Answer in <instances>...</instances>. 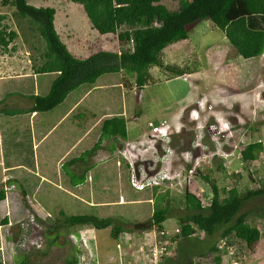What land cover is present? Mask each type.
Wrapping results in <instances>:
<instances>
[{
    "label": "rangeland",
    "instance_id": "374dc122",
    "mask_svg": "<svg viewBox=\"0 0 264 264\" xmlns=\"http://www.w3.org/2000/svg\"><path fill=\"white\" fill-rule=\"evenodd\" d=\"M28 1L38 8L56 10L57 33L75 54H88L94 50V55L100 50L113 53L120 46L117 35H102L92 26L81 4L71 0ZM162 1L159 9L161 17L166 12L181 8L178 0ZM15 12V8L4 7L0 0V14L6 16L9 30L18 34L11 44V51L8 54L0 52V62L14 57L19 63L18 67L14 64L0 66V74L6 77L10 76L9 70H17L24 72L21 73L24 77L19 78H26L35 72V68L43 65L48 48L46 41L40 38L37 31L34 32L29 20L18 18ZM75 49L79 52L76 53ZM160 59L162 68L151 69L150 80L142 90L139 103L136 94L140 89L134 77L121 72L127 88L129 137L125 141H118L121 142L120 150L129 146L141 155L136 169L143 167L149 175L162 172L170 177V181L158 187L157 193L152 194L156 188L150 189L154 200L144 202L143 209L146 220L151 221L156 208L167 204L166 191L169 190V202L174 212L165 227L175 229L180 224L178 216L184 207L186 193L191 192L206 204L210 203L213 194L206 177L221 188L230 189L236 184L234 175L239 173L243 178L242 190L264 187V54L256 59L243 58L224 32L215 28L210 21H203L192 30L189 41L167 48L160 54ZM172 68L185 71V75L174 76ZM208 100L213 101L214 107L218 104L217 112L210 110L212 105ZM150 124L158 127L159 132L150 129ZM161 131L170 136L172 149L159 164L164 155ZM260 141L263 148L253 158L249 146ZM124 150L119 157L124 154L127 163H134L135 158ZM153 168L155 170H151ZM19 172L20 169L6 168L2 162L0 185L8 182L12 175L19 176ZM18 188L21 189L20 185ZM8 189L11 192L1 206V217L10 218L8 226L0 225V262L3 264H65L68 259L78 255L82 262L80 264H149L151 260H157V256L149 250L156 238V234L149 230L150 222L137 226L127 224L124 227L126 230H121L117 239L112 227L104 231L87 225L62 226L56 234L58 236H55L53 232L47 233L48 229L42 224L58 227V216L47 214L36 204L30 208L27 203L23 204L22 196L11 186ZM260 203H264V198L259 200ZM127 207L116 206L111 217L129 221ZM249 223L263 233L262 245H258L257 253H249L250 258L255 254V262L264 264V220L254 217ZM138 232L142 235L137 236ZM8 239L13 241V253L17 250L16 243L22 239L13 261L9 255ZM221 241L219 235L206 240L204 233L197 232L182 240L179 247L177 244L163 264L169 261L188 264L190 260L194 261L193 264H217L215 260L220 255V264H230L226 263L223 252L202 258L207 248L213 243L220 245ZM247 249L242 247L243 251ZM233 252L246 256L237 246Z\"/></svg>",
    "mask_w": 264,
    "mask_h": 264
},
{
    "label": "trees",
    "instance_id": "16d2710c",
    "mask_svg": "<svg viewBox=\"0 0 264 264\" xmlns=\"http://www.w3.org/2000/svg\"><path fill=\"white\" fill-rule=\"evenodd\" d=\"M71 1L83 5L92 26L100 34L117 35L120 54L102 51L88 59L76 58L68 51L57 33L55 25L57 12L54 8H38L32 6L28 0H2L4 7L16 9L15 15L18 18L29 20L34 32L37 31L40 38L46 41L48 51L46 56L44 55V64L36 70L39 76L26 77L35 81L34 84L41 81L42 91L35 100L36 110L42 122L30 125L31 121L28 120L25 126H19V123L10 126L11 122H7L5 118L9 113L4 112L3 116L0 113V153L3 164L8 169L24 168L27 171L19 180L0 185V225L10 224L9 217H1V206L8 199L11 192L8 187L11 186L22 196L23 204L27 203L30 208L34 204L39 205L47 214L58 216L60 223L58 227L44 222L42 224L48 229L47 233L53 232L55 236H58L56 234L65 225L68 228L87 225L98 230L112 227L113 234L118 238L120 231L126 230L124 227L127 224L137 226L150 222L149 230L154 233L160 232L166 229L165 223L173 217L174 207L169 202L171 194L169 190L166 191L167 207L165 209L157 207L151 221L141 218L135 206L147 200H154L152 196H155L150 195V189L138 191L131 185V167L124 157H118L93 171V185L87 184V188L82 192H85L84 195H93L94 200L89 196L77 199L67 195L60 188L61 181L69 178L68 169L72 164L65 154L69 150L73 152L79 150L78 147L88 148L89 139L100 135L125 141L127 139L123 99L125 83L121 72L134 77L137 88L143 90L150 80L151 69L162 68L160 54L171 46L189 41L192 30L203 21H210L215 28L224 32L228 41L243 58L256 59L262 56L264 0H178L180 10L166 12L163 17L159 15L162 0ZM5 20L6 16L0 14V52L8 51L18 36L16 31L9 30ZM171 72L177 77L185 75V71L175 68H172ZM93 82L96 88L107 86L106 93L111 97L105 103V107L113 110L116 103H119L117 115L104 119L100 126L90 133L88 131L92 129L93 123L88 130L74 125L76 137H63V141L53 147L47 145L41 152L35 150V125L43 127L45 119L48 120L50 115L53 116V113L57 112L58 116H61H57L56 121L51 123L46 121L45 124L48 132H52L51 135L57 134L62 130L64 123L69 122L76 114L74 105L80 103L76 97L83 98ZM77 89L79 92H76ZM96 92L88 95L83 104L86 105L88 101L95 99L93 96ZM90 107L95 112L94 107ZM13 117L10 115V118ZM92 147L97 148L95 144ZM262 148V141L249 146L253 158ZM61 159L62 161L58 163ZM234 176L236 184L230 189L221 188L218 183H212L210 177H206L213 194L208 204L190 191L185 194L184 207L178 216L184 238L202 232L206 235V240L219 235L227 245L222 251L217 243H213L202 253V258L220 252H223L222 255L225 257L229 256L231 249L228 248L232 245L247 247L250 252L255 253L263 240L261 230L250 224L249 220L254 217L264 220V203L258 204L259 200L264 198V187L244 191L241 189L243 182L241 174L236 173ZM239 181L241 182L237 186ZM68 184L73 185L71 181ZM77 184L79 183H74ZM19 185L21 189L18 188ZM158 190L156 188L152 194ZM116 206L118 208L128 206L126 211L129 221L111 217ZM139 232L137 236L142 235ZM14 253L9 254L12 261L17 256ZM233 255L236 258L240 256L236 253ZM220 257L221 255L215 260L217 264H220ZM163 262L165 261L163 260L161 264ZM78 263V256L71 257L67 262ZM193 263L194 261L190 260L188 264ZM167 264L175 263L169 261Z\"/></svg>",
    "mask_w": 264,
    "mask_h": 264
},
{
    "label": "crops",
    "instance_id": "0c3cea01",
    "mask_svg": "<svg viewBox=\"0 0 264 264\" xmlns=\"http://www.w3.org/2000/svg\"><path fill=\"white\" fill-rule=\"evenodd\" d=\"M11 47L12 46H10V49L8 51L2 52V54H8L11 51ZM66 47L71 54H73L75 57L77 56L76 58H79L81 60L90 58L91 56L95 54V51H96V50L90 51L88 54H75L71 51V49L68 46ZM102 51H105V50H100L96 53H99ZM78 52L79 51L76 50V53ZM113 53L120 54V46ZM12 64L16 65L17 67L19 66L17 59H15L14 57H10L9 59L0 62V66L12 65ZM37 69L38 68H35L34 69L35 72L31 74L34 77L39 76L38 72L36 71ZM9 71H10V76L4 77L5 74H0V113L1 115L3 116L4 112L9 113L8 117H5V118L7 122L9 121L11 122L10 126L16 123H19L20 124V125L18 124L19 126L21 125L25 126L26 124H28L27 122L28 120L31 121L30 125H34L35 123L37 125V123L42 122V119L41 117H39L38 111L36 110V100H35L36 97L39 96L42 91L41 81L37 82L38 84L37 85V84H34L36 82L31 79L19 78L22 75L24 77V74H21L24 72H18L17 70H14V71L9 70ZM124 83L126 84L125 80H124ZM92 84L88 87L87 92H85V95L83 98H80L79 96L76 97L77 100L80 101V103H77L76 105H74V108H73L76 110V114H74V116L71 117L69 122L66 121L64 123L62 130H60L57 134L54 133L51 135L52 132H48V129L45 125L46 121H48L49 123L56 121L55 119L58 116L57 112L53 113V116L50 115L48 117V120L45 119L43 123V127L41 126L36 127L35 125V129H36L35 138H34L35 150L37 149L38 152L39 150L41 152L44 146L50 145L51 147H53V145H57L59 144L60 141H63L62 140L63 137H70V136L71 138L76 137L75 128L73 127L74 125H79L81 126L82 129L88 130L89 128H91V123H93L92 129L88 131V133H90L92 132V130L96 129L97 126H100L101 122L104 119L111 118L114 115H117V113L119 112V109L117 110V108H119V103H116V106L113 110L109 109L108 106L107 108L105 107V103L108 102L111 97L109 93L108 94L106 93V90H108V88H106L107 86H100L96 88V85L94 84V82ZM85 88H87V85H85ZM126 89H127L126 87H123L124 94L126 93ZM76 92H79V89H77ZM95 92L96 94L93 96L95 99H91L90 101H88V104L90 106H93L95 109V112H93V110L88 104L86 105L83 104V101H86L85 100L86 97L88 95H92V93H95ZM21 99L23 102H21ZM123 99H124L125 118H126V121H128L127 115H126V94L124 95ZM10 115H13L14 117L10 118ZM60 116L61 115H59L58 117ZM0 124H1V119H0ZM128 137L129 135H128V130H127V139ZM118 140L123 141L122 139H118V138L114 139L110 137L107 138L105 136L100 135L98 137L89 139V141L87 142L88 148L84 146L82 149L78 147L79 150H76L74 152L72 150L67 151L65 154V157H67L69 162L72 161V164L70 168L68 169L70 176L68 179L61 181L60 188L64 190L67 195L75 197L77 199H81L82 196H89L92 200H94L93 195H84L83 193L85 192H82V191L85 188H87V184H90V186L93 185L94 181H92V173L97 167L104 165L107 162H111L114 159H117L120 156L121 151H123L124 149H125L124 152L128 153L130 156H133L135 159L141 156L139 153L135 152L133 149L128 148L129 146H126L123 150H120L121 142H119ZM76 143L78 144L79 142H76ZM125 143H127V141ZM93 144L97 146L96 149L92 147ZM1 156L2 154L0 153V164L2 165L3 159ZM62 159H64V157ZM62 159L58 161V163L61 162ZM36 165H38V163H36ZM17 169H20V172H19L20 175L19 176L12 175V178L9 179V181L19 180L21 176L27 172L24 168H17ZM166 172L168 171L166 170ZM69 181H71L73 185H69L68 184ZM74 183H79V184L74 185ZM159 202H160V199H159ZM143 204L144 203H141L139 204V206L138 205L136 206V208L139 210L141 218H145V211L143 209ZM166 207H167V204H165V207L162 205L160 209H165ZM166 229L174 231V229H169V228H166ZM9 242H10L9 249L10 251H12L13 241L11 240ZM21 242H22V239H20V241H18L16 244L21 246ZM180 243H182V241L178 242V247ZM260 244L262 245V241ZM240 249L243 253L245 252L244 254L246 255V258L249 260V262L247 260L246 264H260L259 261L255 262V254H252L253 257L250 258L251 254L249 255L250 253L249 249L244 250V251L242 250V248ZM17 252L18 251L16 250L14 254H17ZM78 253H79V250H78ZM233 258H235V256L234 255L231 256V253H230L229 256H226V259H227L226 263L232 262ZM65 264H67V262H65Z\"/></svg>",
    "mask_w": 264,
    "mask_h": 264
},
{
    "label": "built area",
    "instance_id": "2783aa9c",
    "mask_svg": "<svg viewBox=\"0 0 264 264\" xmlns=\"http://www.w3.org/2000/svg\"><path fill=\"white\" fill-rule=\"evenodd\" d=\"M150 129L153 128L154 132H159L158 127H154L153 124H150L148 126ZM162 136H165L167 133L164 131L160 133ZM261 142V141H260ZM131 185L138 191H143L147 189H153L155 187L162 186V184L170 179V177L165 174L164 176H158L155 174L149 175L148 172L145 170H141L137 173L134 164L131 163ZM154 234V233H153ZM156 238L154 241H152L150 245V252L152 255L157 256V260L153 261L151 260V264H161V262L169 258L173 251L175 246L178 244L179 241H182L184 239L183 233H182V227L178 225L174 229V231L165 229L160 232H155ZM220 250H225L227 248L226 242L221 241L220 245H218ZM228 249H231V254H235L233 252L234 247H229ZM231 255V256H232ZM174 257V256H172ZM247 258L246 256H239L238 258H233L232 262L230 264H246Z\"/></svg>",
    "mask_w": 264,
    "mask_h": 264
},
{
    "label": "clouds",
    "instance_id": "9594fccd",
    "mask_svg": "<svg viewBox=\"0 0 264 264\" xmlns=\"http://www.w3.org/2000/svg\"><path fill=\"white\" fill-rule=\"evenodd\" d=\"M180 132V131H179ZM161 140V149H162V151H163V153H164V155L161 157V159L158 161V163L159 164H162V162H163V159H164V157L165 156H167L168 155V153H169V151L172 149L171 148V140H170V136L168 135V134H166L165 136H162L161 135V138H160ZM195 149H196V147H194ZM124 155V154H123ZM122 155V156H123ZM126 160H127V158L125 157V155L123 156ZM139 158H136L135 159V162L134 163H132V162H129V164H130V166H131V163L132 164H134V166L138 163V160ZM159 164H157L156 165V167H158V165ZM136 169V168H135ZM141 170H145L143 167H138V169H136V171H137V173L138 172H140ZM151 170H155V168H153V169H151ZM132 171V170H131ZM155 175H158V176H164L165 174L164 173H162V172H158V173H154ZM130 177H131V174H130ZM171 179H168V180H166L165 182H168V181H170ZM155 188H158V187H155ZM176 227H178V226H176ZM185 239V238H184ZM183 239V240H184ZM80 263H82L81 261H79V263L78 264H80Z\"/></svg>",
    "mask_w": 264,
    "mask_h": 264
},
{
    "label": "bare ground",
    "instance_id": "6f19581e",
    "mask_svg": "<svg viewBox=\"0 0 264 264\" xmlns=\"http://www.w3.org/2000/svg\"><path fill=\"white\" fill-rule=\"evenodd\" d=\"M208 102H210L211 105H212V107H211L210 110L217 112V111H218L217 107H219L218 104H217V107H214V104L212 103L213 101L208 100ZM207 106H208V105H207ZM198 117H199V120H200V118H201L200 114H198ZM195 120H196V119H195ZM219 120H220V119H219Z\"/></svg>",
    "mask_w": 264,
    "mask_h": 264
},
{
    "label": "water",
    "instance_id": "95a60500",
    "mask_svg": "<svg viewBox=\"0 0 264 264\" xmlns=\"http://www.w3.org/2000/svg\"><path fill=\"white\" fill-rule=\"evenodd\" d=\"M136 95H137V101L139 103L142 95V90H139Z\"/></svg>",
    "mask_w": 264,
    "mask_h": 264
}]
</instances>
